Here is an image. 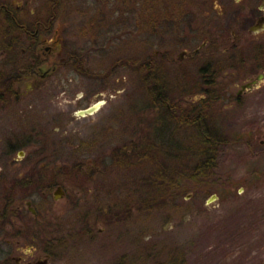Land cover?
<instances>
[{
	"label": "rangeland",
	"instance_id": "obj_1",
	"mask_svg": "<svg viewBox=\"0 0 264 264\" xmlns=\"http://www.w3.org/2000/svg\"><path fill=\"white\" fill-rule=\"evenodd\" d=\"M53 1L27 4L43 7L46 17L57 9L55 29L65 51L70 48L79 57L78 67L66 66L32 90L19 111L22 120H14L26 133V155L18 167L31 180L25 189L16 187L14 203L27 212L26 200L31 199L38 212L4 226L1 210L15 181L0 182V261L28 252L34 255L25 262L40 255L44 259L49 252L45 264H264V96L208 118V139L224 144L201 152L207 137L157 107L153 97L158 89L137 68L147 67L157 48L180 51L174 34L167 48L160 37L166 18L178 22L182 17L180 2ZM216 12L222 11L216 7ZM152 18L161 21L156 36ZM218 22L228 24L218 18L211 25ZM197 70L194 64L184 69L173 65L155 78H164L173 96H184L182 90L199 78ZM158 84L163 93V83ZM99 99L106 102L96 112L77 114ZM142 140L163 145L168 154L155 147V152L161 150L159 161L186 174L181 189L169 198L158 197L159 184L143 178L149 179L152 164L137 157L135 167L113 165L117 146ZM119 154L114 151L115 157ZM205 158H210L206 178L193 173ZM0 159L5 160L2 149ZM58 184L65 193L56 199ZM118 196L127 206L121 222L108 214Z\"/></svg>",
	"mask_w": 264,
	"mask_h": 264
},
{
	"label": "flooded vegetation",
	"instance_id": "obj_2",
	"mask_svg": "<svg viewBox=\"0 0 264 264\" xmlns=\"http://www.w3.org/2000/svg\"><path fill=\"white\" fill-rule=\"evenodd\" d=\"M170 1L145 0V2ZM172 1L180 2L178 5L181 9L179 10L184 13L178 22H175L176 19L166 18L162 22L164 32H160V37L165 40L163 47L167 48L170 46L168 40L174 34L178 39L180 51L173 53L171 48L164 50L157 48L152 57L148 59L153 87L156 90L158 82H162L164 86L160 97H163L165 104L158 102L156 98L153 101L154 104L157 107H164L171 117L174 115L175 119L189 114L184 109L194 104L199 108L195 117L208 119L215 114L224 113L228 107L244 106L247 101L263 98L264 0ZM53 2H64V0ZM222 2H227L223 9L220 7ZM216 7L221 9L220 14L216 12ZM44 12L43 7H28L27 0L18 4H15L14 0H0V149L5 154L6 160L0 159V182H17L26 175L25 170L18 167V162L26 155L22 134L25 132L18 129L22 123L14 120L19 118L22 120L19 111H24V103L27 102L29 93L47 84L49 79L66 66L75 69L78 67L75 66V58L79 57L75 56L70 48L65 51L61 42L63 37L58 28L55 29L54 18L58 17L57 9L56 11L51 10L52 14L48 17ZM218 18H222L223 23L228 24L221 26L218 22L216 26L211 25ZM149 20L152 23L150 29L156 36V25L161 21H156L154 18ZM193 64L198 69L199 78L193 81L192 87L189 86L182 90L184 96H173L166 80L163 78L158 81L155 78L156 72L162 71L163 68L165 70L168 66L177 65L184 69ZM99 102L101 104L97 110L106 100L99 99L94 104ZM125 146L130 151L148 148V161L152 165L161 153L160 149L155 152V147L166 150L163 145L156 144L152 140L146 144L141 141L123 143L112 152L115 167L119 162L121 163L120 155ZM16 150H18V156L15 157ZM114 151L121 153L115 157ZM165 154H168L167 151ZM100 161L104 162L103 159ZM179 173L176 171L175 176ZM26 177L28 179V175ZM181 177L184 181L185 177L182 175ZM59 186L61 185L58 184L57 188ZM123 199L122 196H118L117 201L111 204V212H108L119 222L123 220L122 215L126 209L123 206ZM26 205L27 212L18 207L17 214L9 213L8 217L3 220L4 226L10 225L8 220L14 222L17 216L32 219L37 215L38 211L31 199L26 200ZM104 214L106 216L107 212L104 211ZM21 229L19 233L22 234L25 228ZM92 229L93 224L84 231V234L87 236L89 230ZM16 233L19 235L18 232ZM77 234L80 235V232ZM11 240L15 243L20 242L19 239L8 241L11 242ZM45 254L44 259L40 255L27 262L23 261L27 255L34 254L28 252L11 255L6 261H0V264H45L51 253L46 252Z\"/></svg>",
	"mask_w": 264,
	"mask_h": 264
},
{
	"label": "trees",
	"instance_id": "obj_3",
	"mask_svg": "<svg viewBox=\"0 0 264 264\" xmlns=\"http://www.w3.org/2000/svg\"><path fill=\"white\" fill-rule=\"evenodd\" d=\"M145 65L144 64H142V65L141 64H137V68H138V70L140 69V70L144 71V74H143L144 76L143 77L145 79H149V80H147V82L149 81L150 85L153 87V83H151V78L152 77L150 75L149 67L148 66L145 67ZM146 73H147V75H146L147 78L145 77ZM157 80L161 81V79H157ZM156 89H158L156 95H159V97H156V95H155L153 97V99L156 98V100L158 102L161 101L162 104L164 105L165 104L164 103V99H163V97H160V95H162L163 93L160 92V90H159V84H158ZM184 110L187 111V113L189 112V114H187L185 117L178 118V119L181 120V123H184L185 125L192 126V127L196 128V130H198L200 134L203 133L207 137V138H205V137L202 138V144H204V145H202L201 147L199 146L201 148L200 150H202L201 152L207 151L208 149H212L213 152H214V149H215L216 145L224 144L222 142L219 143V141H217L215 138H209L208 139L209 136L205 133L208 130V126H207V123H206L207 119L200 118V117H195V113L199 110V108L196 105H194V104L189 105V107L185 108ZM173 116L174 115H172V117ZM191 136H193V134ZM214 137H217V136L214 135ZM193 146H196V144L193 145ZM197 148H192L190 150L193 151V150H195ZM119 153H121V152H119ZM122 153H121V155L119 154L121 156V163L120 162L118 163V165L115 167L116 169L117 168L124 169L125 166L128 167V168H130L132 166L135 167V165H137L139 163V162H137V159H138L137 157L140 158V159H138V161H142V159H143L142 162L149 163V161H148V155H149L148 149H139V150H135L134 149V150L130 151V150L127 149V146H125L124 150L122 151ZM144 157H145V160H144ZM211 158H213V157L211 156ZM209 159L210 158H207V159L205 158L204 161L200 162L198 164V167L196 168V171L193 172V173H200L201 175L203 174L204 178H206V175L208 177V174H210V173L206 174L204 169L208 166ZM214 159H215V157L213 158V160ZM212 163L209 166L213 168L214 167V163L213 164ZM152 167H155V169L156 168H161L164 172L162 171L163 173L160 174V173H157L158 171H154V170L151 171ZM174 168H176V167H174ZM171 170L172 171L169 170V166H168V164L166 162L159 161V159L156 158L155 164L150 167L149 171H147V175L150 174L149 179L143 177L145 180L149 181L151 183V185H152V183L153 184L154 183H158L159 184L158 186L161 187V188L158 191V193H160V194L157 195V196L160 197V198H164V197L169 198V197L172 196L173 192L178 191L179 189H181V185H182V182H183L181 180V178H182L181 175L182 176H186V174L181 169L179 171L180 172L179 175L175 176V172L178 171V169H171ZM30 181L31 180H28L27 177L25 176L24 178H22V180H19V181L15 182L12 185L11 190H9V193L6 194L7 203H5V206L1 210V217L2 218L8 217L9 213H11V212H13L15 214H17L19 212V210L16 208V205L14 203V198H13L14 190L16 189L17 186L25 189L26 186H23V184H26V183L28 184ZM200 181L201 182H205L204 180H200ZM123 206H124V208L127 209L126 205H123ZM180 262H182V264H183V261H181V260H178L177 262H174V261L161 262V263H158V264H176V263L179 264Z\"/></svg>",
	"mask_w": 264,
	"mask_h": 264
},
{
	"label": "water",
	"instance_id": "obj_4",
	"mask_svg": "<svg viewBox=\"0 0 264 264\" xmlns=\"http://www.w3.org/2000/svg\"><path fill=\"white\" fill-rule=\"evenodd\" d=\"M101 103L99 102V103H96V104H94V105H92V106H90V107H88V108H85V109H80L78 112H77V114L78 115H81V116H85V115H87V114H91V113H93L94 111H96L97 110V108L99 107V105H100ZM64 189L62 188V186H59L58 188H57V190L55 191V198L56 199H58V198H60L63 194H64ZM213 196H214V198L217 196L216 194H213Z\"/></svg>",
	"mask_w": 264,
	"mask_h": 264
},
{
	"label": "bare ground",
	"instance_id": "obj_5",
	"mask_svg": "<svg viewBox=\"0 0 264 264\" xmlns=\"http://www.w3.org/2000/svg\"><path fill=\"white\" fill-rule=\"evenodd\" d=\"M148 141H149V140H148ZM150 141H151V140H150ZM145 142H146V141H143V140H142V143H143V144H144ZM147 149H148V148H147Z\"/></svg>",
	"mask_w": 264,
	"mask_h": 264
}]
</instances>
